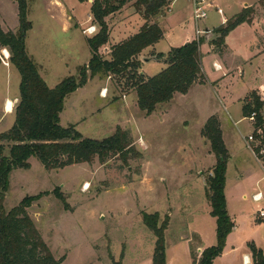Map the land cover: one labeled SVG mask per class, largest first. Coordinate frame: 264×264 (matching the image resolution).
I'll return each instance as SVG.
<instances>
[{
	"label": "rangeland",
	"instance_id": "1",
	"mask_svg": "<svg viewBox=\"0 0 264 264\" xmlns=\"http://www.w3.org/2000/svg\"><path fill=\"white\" fill-rule=\"evenodd\" d=\"M62 1L74 8L82 24H87L88 2ZM212 4L206 18L200 20L201 28L220 25L223 18H233L245 5L252 6L254 12L250 22L237 26L227 35L225 45L220 49L212 44L217 39L213 29L200 36L205 83L197 81L189 95H176L172 103L158 105L155 112L147 115L138 106L134 83L139 78H134V73L123 76L101 72L65 98L61 113L63 126L75 125L85 137L94 139L106 138L120 126L130 132L141 157L131 158L125 164L118 155H113L103 163L95 158L90 163L54 170L45 169L37 158L32 157L29 168L13 169L9 174L4 200L6 209L10 210L27 195L43 193L28 212L53 254L63 260L62 264H152L157 237L144 223V211H158L160 223L166 217L169 219L165 235L167 251H172L187 224L189 231L196 226L187 223L193 212L186 213V210L211 208L206 180L212 174L216 157L209 141L202 135L204 118L211 110H219L224 119V135L230 153L226 174L229 195L231 199L235 198L239 190L236 183L242 182L241 186L248 194L245 202L252 209L237 219L243 240L239 249L245 247L246 237L264 245V220L254 226L251 224V217H258V211L264 208V200L253 199L255 192L260 188L264 190L263 170L246 143V135L253 126L244 118L243 111L244 106L253 104L254 94L260 97L264 90V0H214ZM59 6L50 0L29 2L28 18L33 28L27 34V52L43 67L42 75L50 87L68 76L78 75L80 65L92 54L80 32L62 30L58 20ZM216 7L223 13L220 14ZM51 8L58 19L51 17L48 12ZM111 15V23L117 24L122 19L117 12ZM193 16L192 0H171L166 15L154 19L162 29L171 31L175 41H180L198 39ZM70 20L75 23L77 19ZM0 25L5 31L18 29L17 0H0ZM134 27L135 19H131L118 25L113 36L124 31L129 33ZM207 35L212 51L221 56L227 71L218 68L220 65L215 64V57L208 52ZM157 48L165 52L167 41H161ZM6 50L0 47V134L14 124L16 100L20 95L21 75L7 58L9 51ZM100 52L107 56L103 49ZM156 54L150 51L139 55L142 64L138 75L143 74L146 78L147 73L155 74L166 66L163 60L154 59ZM145 58L151 59L146 64V73L143 71L147 63ZM260 85L262 87L258 88ZM104 89L107 90L105 95ZM8 99L14 101L9 112L6 111ZM86 182L90 184L88 189H85ZM56 189L65 195L67 207L55 195ZM232 205L234 207V202ZM201 219L194 221L209 233L208 218ZM190 235L195 263L200 238L196 233ZM184 261L183 257L179 260L180 264Z\"/></svg>",
	"mask_w": 264,
	"mask_h": 264
},
{
	"label": "trees",
	"instance_id": "2",
	"mask_svg": "<svg viewBox=\"0 0 264 264\" xmlns=\"http://www.w3.org/2000/svg\"><path fill=\"white\" fill-rule=\"evenodd\" d=\"M29 1L17 0L19 27L16 31H5L0 25V47L9 51L10 62L21 75L14 124L0 134V264H62L63 260L53 254L28 212V208L40 200L43 193L27 195L16 206L6 209L4 200L9 187V174L13 169L29 168L32 157L37 158L47 170L90 163L95 158L103 163L113 155H118L125 164L131 158L141 157V152L133 145L130 132L120 126L112 135L103 139L85 137L75 125L63 126L61 113L65 107V98L101 72L123 76L134 73L132 76L139 78L134 83L138 106L147 115H151L159 104L171 101L176 93L187 94L197 81L205 83L200 51L202 38L172 47L168 53H157L156 59L163 60L166 66L155 75L144 78L143 74L138 75L142 64L139 55L163 38L164 31L156 19L166 15L171 0H93L91 14L99 29L87 38L92 56L88 63L80 67L78 75L68 76L55 87H50L37 63L27 52L26 38L33 27L28 18ZM130 2L141 13L145 23L138 33L112 46L110 58H106L100 50L109 42L107 17ZM253 12L252 6L246 7L214 28L213 33L217 39L212 44L220 49L231 31L251 21ZM262 107L263 102L254 94L253 104L244 106L243 111L247 116ZM202 135L209 141L216 157L212 174L206 180V195L211 202V215L216 218L217 243L205 248L201 256L195 258V263L213 264L215 258L224 251L227 237L235 228L225 194L230 153L217 115L208 118ZM54 193L67 207L65 195L58 189ZM143 221L157 237L152 264H167L165 231L169 219L166 217L160 223L158 211H144ZM249 247L253 264H264L263 250L254 242L249 243Z\"/></svg>",
	"mask_w": 264,
	"mask_h": 264
},
{
	"label": "crops",
	"instance_id": "3",
	"mask_svg": "<svg viewBox=\"0 0 264 264\" xmlns=\"http://www.w3.org/2000/svg\"><path fill=\"white\" fill-rule=\"evenodd\" d=\"M30 1H32V0H30ZM210 1L214 2V0H210ZM50 2L51 3H55V4L59 3V5H60L58 7V9H60V11H59L60 19H58L57 14L55 15L53 13L54 12L53 8H51V11H48V12H50L52 18L55 17L56 19L61 21L62 30L64 32H70V31H74V30L76 32H80L82 34V36H83L82 39L84 41H86V44L88 45L87 38L93 36L94 34H96L98 29H99L98 26L93 22V17H92V14H91V6H92V3H93V0L85 1V2H88L90 4L89 20H88L86 25L82 24L79 21V19L77 18V16L74 13V8L73 7H70L68 5L66 6L62 0H50ZM246 7L247 6L245 5L244 8H246ZM117 13H118L119 16L122 17V19L119 20L117 22V24H114V23L110 22L112 20L111 19L112 15L107 17V22H108L109 28H110V36H109V42L107 43V45L104 48H102L105 51V54L107 55L106 58H110V52H111L112 46H114V45L124 41L125 39L131 37L132 35L138 33L140 31L141 27L143 26V24L145 23V19L143 18L141 13H139L136 10L135 6H133V2H130V4L127 7H125V8L123 7ZM73 17L77 19L75 23H73V21L70 20V18L72 19ZM227 18L228 17H225V20ZM131 19H135V22H136V27H134L131 32L126 33V31H124L122 33L120 32L119 34H117L116 37L113 36V32L115 31V28L118 25L123 24V23L125 24L126 22H129ZM223 23H224V18H223V21L221 22L220 25H222ZM220 25H218V26H220ZM218 26L214 25L213 27H209L207 25L205 27V29L208 28L209 30H211V29H214V28H216ZM89 27H92V28L90 30L88 29V30H84L83 31L84 28L87 29ZM163 31H164L163 38L160 41H158L157 43L145 48L142 52H144V53H148L150 51H152V52L155 51L157 53L163 52V51L159 50L157 47L161 43V41H167V50L165 52H163V53H168L171 50L172 47L180 46V45L184 44V42L192 41L194 39V38H192V39L188 38V39H181L180 41H175L176 37H174V36H172L170 34L171 33L170 30L166 31V30L163 29ZM207 36H206V40H207V44H208V52L211 53L215 57V61H217L216 63L219 64L222 69L227 71L228 68L223 64L221 56L219 54H217L216 52L212 51V49H211V45L212 44L209 42V38ZM168 37H171L170 38L171 42L168 41ZM88 48H89V51H90L91 49H90L89 45H88ZM72 51H74V48L71 49V52ZM28 54H29V52H28ZM91 56H92V54H90V58H91ZM9 57H10V54H9V56L7 58L9 59ZM89 60L86 61L85 63H88ZM34 61H35V59H34ZM218 62H220V63H218ZM84 64H82V65H84ZM146 64H148V62L145 63L144 66H143L144 73H146V71H145ZM37 65H38L39 71H40V73L42 75L43 73H42L41 70H42L43 67L41 65H39V63H37ZM82 65H80V66H82ZM161 68L163 69L164 67H161ZM203 71H204V66H203ZM155 74L147 73L148 76H153ZM223 76H226V75H223ZM216 86L219 87L220 85L217 84ZM194 87H195V85L190 89V91L187 94H183V96L189 95L192 92ZM259 87H262V86L260 85V86H258V88ZM105 91H106V89L103 90V94L104 95L106 94ZM179 94H181V93H176L174 98L171 100V102L170 101L169 102L172 103V101H174V99L176 98V95H179ZM18 100H19V96H17V100L16 101H18ZM166 103H168V102H166ZM162 104H164V103H162ZM159 105H161V104H159ZM214 114H218L220 119H221L223 138H224L226 146H227V148L229 150L228 142H227L226 137L224 135V128H223V125H224V121L223 120L224 119L222 118L221 114L219 113V110H213V111L211 110V111H209V113L204 118V122L206 123L208 118L211 115H214ZM261 180H263V175L261 177ZM241 183L242 182H240V181L236 183L237 187H239L238 195L235 198L231 199V197L229 195V187H228L227 182H226L225 194H226V198H227V208H228V212H229L230 216L232 217V219L235 222V228L233 229V231L227 237L226 246L224 248V251L218 257L215 258L213 264H253L252 252H251V249L249 247V243H251V242H254L256 244V246L261 248L263 250V252H264V245L262 243H260L257 240H250V239H248V237H246L245 240H244V244L243 245H245V247L242 250L239 249L240 241H243V240L240 237V225H238L237 219H239L241 216L247 214V211L249 209L247 204H246V202H245L246 201L245 199H247V195L248 194L245 192V190H246L245 187L241 186ZM86 184H89V183L86 182ZM260 187H261V185H260ZM240 190H242V191L240 192ZM257 192H262L263 199L261 201H263L264 200V190H263V188L262 189L260 188ZM257 192H255V193H257ZM240 193H241V195H240ZM206 200H207V198H206ZM232 202H234V207L232 205ZM263 207H264V205H263ZM185 210H186V208H185ZM211 210H212V207L209 208L208 206H207V209H203L202 211H197V209H192V210H190V209L188 210L187 209L186 210V213L187 212L188 213L189 212H193V215H191L192 217L187 220V223L189 221L191 224H194L196 226L193 227L191 229V231H189V223L187 224L188 226H186V228L183 229V231H182L181 235L179 236V238L174 242V247L172 248V251L170 253L167 251V245H166L167 264H180L179 260H181L182 257H183V259H186V261H184L182 264H196V263H194V260H193V257H192V253H191V247L193 245V238L191 237L192 235H190V234L196 233L199 236V238H200V243H199V245L197 247V252H198L197 258H199L201 256V253L203 252V250L205 248H207L209 246H212L213 244L217 243V235H216L217 223H216V218L211 215ZM249 210L252 211L251 208ZM200 212H202V213H200ZM201 218H208L206 223L209 226V228H208L210 230L209 233H206L205 231H203L204 228H202L201 226L198 227L197 224L195 223L196 220L202 221L203 219H201ZM251 219H253V222L251 223L253 226H254V224L256 222H261V221L264 220L260 216H258V217L253 216V217H251ZM182 227H184V226H182ZM152 258H153V256H152Z\"/></svg>",
	"mask_w": 264,
	"mask_h": 264
},
{
	"label": "built area",
	"instance_id": "4",
	"mask_svg": "<svg viewBox=\"0 0 264 264\" xmlns=\"http://www.w3.org/2000/svg\"><path fill=\"white\" fill-rule=\"evenodd\" d=\"M192 3L194 9L193 18L195 20L196 33L197 37L200 38V36L211 32V30L207 32L205 28L200 27V20L206 18L208 7L212 6L213 4L208 0H192ZM216 8L220 14L223 13L221 8ZM226 20L224 18V22H226ZM91 28L92 27H89L88 29L90 30ZM259 95L260 100L263 102V107L259 111H252L249 115L244 116V118L248 119L253 126V129L246 135V143L254 153L257 160L260 162L264 179V90H262ZM253 199L255 201H261L263 199L262 192L255 193L253 195ZM259 216L264 218V208L259 210Z\"/></svg>",
	"mask_w": 264,
	"mask_h": 264
},
{
	"label": "bare ground",
	"instance_id": "5",
	"mask_svg": "<svg viewBox=\"0 0 264 264\" xmlns=\"http://www.w3.org/2000/svg\"><path fill=\"white\" fill-rule=\"evenodd\" d=\"M6 52H8V51L6 50ZM215 64L217 65V63H215ZM218 68H221V67L218 66ZM105 92H107V90ZM13 104H14V101L12 99H8V102H7V105H6V110L8 112L12 110ZM89 187H90L89 184L85 185V189H88Z\"/></svg>",
	"mask_w": 264,
	"mask_h": 264
},
{
	"label": "water",
	"instance_id": "6",
	"mask_svg": "<svg viewBox=\"0 0 264 264\" xmlns=\"http://www.w3.org/2000/svg\"><path fill=\"white\" fill-rule=\"evenodd\" d=\"M206 31L209 32V29L207 28ZM209 33H210V32H209ZM207 37H208V36H207ZM154 59L157 60V59H156V56L154 57ZM144 60H145L146 62H149L151 59H150V58H145Z\"/></svg>",
	"mask_w": 264,
	"mask_h": 264
}]
</instances>
